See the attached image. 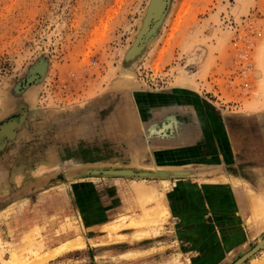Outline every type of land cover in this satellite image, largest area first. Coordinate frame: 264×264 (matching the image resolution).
<instances>
[{
  "label": "rangeland",
  "instance_id": "obj_1",
  "mask_svg": "<svg viewBox=\"0 0 264 264\" xmlns=\"http://www.w3.org/2000/svg\"><path fill=\"white\" fill-rule=\"evenodd\" d=\"M175 94L247 116L264 163V0H0V264L182 263L177 177L143 169ZM244 175L248 241L222 264L264 239V169Z\"/></svg>",
  "mask_w": 264,
  "mask_h": 264
},
{
  "label": "crops",
  "instance_id": "obj_2",
  "mask_svg": "<svg viewBox=\"0 0 264 264\" xmlns=\"http://www.w3.org/2000/svg\"><path fill=\"white\" fill-rule=\"evenodd\" d=\"M170 98L169 114L161 120L165 124L160 142L163 149L143 169L177 177L168 191L167 206L181 252L179 264H222L228 252L248 241L250 207L244 173L264 169V163H255L248 156V149L251 155L257 154L256 138L249 136L243 145L238 136L239 123L247 116L202 114L195 96L175 94ZM260 127L264 142V127ZM118 197L109 204L101 196L95 208L100 221L91 230L119 212L123 202Z\"/></svg>",
  "mask_w": 264,
  "mask_h": 264
},
{
  "label": "water",
  "instance_id": "obj_3",
  "mask_svg": "<svg viewBox=\"0 0 264 264\" xmlns=\"http://www.w3.org/2000/svg\"><path fill=\"white\" fill-rule=\"evenodd\" d=\"M263 248H264V239L261 242H259L255 248H253L247 254L243 255L240 259H238L233 264H243L248 258L254 256L257 252H259Z\"/></svg>",
  "mask_w": 264,
  "mask_h": 264
},
{
  "label": "bare ground",
  "instance_id": "obj_4",
  "mask_svg": "<svg viewBox=\"0 0 264 264\" xmlns=\"http://www.w3.org/2000/svg\"><path fill=\"white\" fill-rule=\"evenodd\" d=\"M70 243H71V242H70ZM70 243H68V244H70ZM76 243H77V242H76ZM68 244H67V245H68ZM70 245H74V243H73V244L71 243ZM70 245H69V246L64 245L63 247L61 246L62 248L60 247L61 249L59 248L60 250L58 249V251L53 250V251H55V252H53L52 254H50V256H49L48 258L55 257V256L61 254L62 252L66 251L67 249L72 248V246H70ZM77 245H78V244H77ZM75 246H76V245H74L73 247H75ZM50 252H52V251H50ZM47 255H48V254H47ZM45 257H47V256H45ZM48 258H47V259H48ZM45 259H46V258H45Z\"/></svg>",
  "mask_w": 264,
  "mask_h": 264
}]
</instances>
